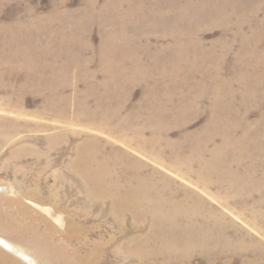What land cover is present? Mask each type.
Instances as JSON below:
<instances>
[{
    "label": "rangeland",
    "instance_id": "1",
    "mask_svg": "<svg viewBox=\"0 0 264 264\" xmlns=\"http://www.w3.org/2000/svg\"><path fill=\"white\" fill-rule=\"evenodd\" d=\"M85 144L124 187L139 169L198 221L214 214L230 244L168 249L151 216L115 219ZM263 200L264 0H0V236L40 264H62L63 243L85 264H264Z\"/></svg>",
    "mask_w": 264,
    "mask_h": 264
},
{
    "label": "bare ground",
    "instance_id": "2",
    "mask_svg": "<svg viewBox=\"0 0 264 264\" xmlns=\"http://www.w3.org/2000/svg\"><path fill=\"white\" fill-rule=\"evenodd\" d=\"M3 63H5V62H3ZM62 112H63V110H62ZM105 122H102V124H101L102 127L106 126ZM121 129H122V127H121ZM135 130H136L135 136L137 137V139H139V140L142 139L141 134L143 133L142 132L143 129L140 127L138 129H135ZM127 140H129V139H127ZM233 141H236V142H233ZM237 141L247 143V138L242 137L241 139H238V140L232 139L231 145H228V142H230V141H228L226 139L223 141L221 148L218 147L217 149H215L216 150L215 153L219 155V153H220L219 151L221 149L227 150V148H229L231 146L239 147ZM87 142H89L88 144H94L93 139H89ZM135 142H136V139H135ZM86 146H87V144H85V150H82V153H80L81 154L80 155V162H82L83 160L86 161V166L84 168V175L89 179V182H91L93 184V190H96L101 195L102 200H104L107 197L110 198L111 210L113 211L115 219H118L119 217L122 218L125 213H127L128 211L135 210V209L139 211L138 215L141 214V216H144V215L151 216L152 228H153L152 230L155 232L156 229H160V228L164 229L163 233L165 234V236L171 237V239L170 238L167 239L166 237H161L162 242L165 243V246L168 249H170L174 244L177 245L180 242H184L185 244H188V242H190V239L194 236L195 233H196V236H195L194 243L200 247H204L208 241L216 243V244L222 243L224 248L227 247L228 244H230L228 242V240L226 239L227 230H228L227 227L225 226L226 223L224 225L223 224L220 225L218 223L220 221L215 219L214 214L212 215V217L210 216V218L205 219L204 222L198 221L200 217L196 216L197 213L195 211L189 210L190 208L187 209L184 202H176L175 201L176 199H174L173 197L168 198V199L164 198L161 195L162 193L157 192L158 189H156L155 183H153V181H151V179L148 178L147 176L142 175L140 173L139 169L134 175L129 176V182H128L129 185L127 184L128 187H124L120 181L121 180L120 178H122V177L116 175L113 171H110L108 168H106L107 160L99 159L95 155L94 151H90L88 149V147L86 148ZM138 160L139 159L133 161L134 166L135 165H137L138 167H139V165L141 166V162H139ZM199 163L201 164V167L207 168V170L208 169L213 170L215 167L214 161H213V163H211L209 161L207 162V161L203 160L201 162L199 161ZM130 164H131V162H130ZM176 164H177L176 162H172L171 166H176ZM178 167H179V165H178ZM197 175H199V174H197ZM105 176L109 177L111 179V181H109V182L105 181ZM221 181L222 180L219 178L217 180V183H220ZM204 184H205V186H208V182L205 181ZM236 187H239V185ZM150 192H151V197L148 196ZM189 194H190L189 196H193V194H191V193H189ZM153 195H154L155 199L152 198ZM239 198H241V197H239ZM197 199H199L200 202L202 201L201 198H197ZM151 201H153V202L156 201V203H158V206H162V207L166 208L168 211L165 212L164 214H160L159 212H161L163 210L149 208L150 206L152 207V204H150ZM181 207L185 211H188L187 212V220L185 223H183L184 225H182L181 224L182 222H180V220H183V217L181 218V214H182V212L180 211ZM138 211H137V213H138ZM263 213H260V214L264 215ZM59 218L60 217L58 216L57 219H59ZM211 231H213V233H214L212 236L210 235ZM175 234H176V236H175ZM46 236L48 238L51 237L50 235H47V234H46ZM152 237L155 238L154 234L152 235ZM130 239H131V237H130ZM0 246L7 251L15 253L17 256H20L22 261L25 262V264H40L35 257L31 256L24 249L15 245L13 242L7 240L6 238H4L2 236H0ZM94 249H95L94 254L100 257L102 254L101 243L95 242V248ZM128 249L129 250L127 251L128 252L127 256L133 255V250H135V248L133 246L132 247L129 246ZM66 250H67L66 244L65 243L60 244L58 251L62 252L63 256L65 257L62 264H85V256H81L80 252H78L79 255H77V256H75V255L71 256L70 254L67 255L64 252ZM203 251H205V250H203ZM18 264H21V263L18 262Z\"/></svg>",
    "mask_w": 264,
    "mask_h": 264
}]
</instances>
